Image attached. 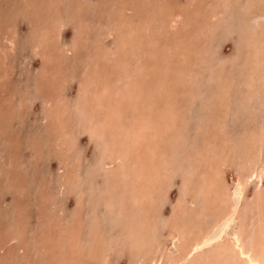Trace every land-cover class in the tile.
I'll list each match as a JSON object with an SVG mask.
<instances>
[{
	"label": "rangeland",
	"instance_id": "1",
	"mask_svg": "<svg viewBox=\"0 0 264 264\" xmlns=\"http://www.w3.org/2000/svg\"><path fill=\"white\" fill-rule=\"evenodd\" d=\"M229 219L181 264L264 252V0H0V264H180Z\"/></svg>",
	"mask_w": 264,
	"mask_h": 264
},
{
	"label": "bare ground",
	"instance_id": "2",
	"mask_svg": "<svg viewBox=\"0 0 264 264\" xmlns=\"http://www.w3.org/2000/svg\"><path fill=\"white\" fill-rule=\"evenodd\" d=\"M253 3V2H252ZM255 3V2H254ZM253 3V4H254ZM161 5V4H160ZM163 6V5H162ZM178 6H180V5H178ZM253 6V5H252ZM32 7V6H31ZM252 8V7H251ZM163 9V8H162ZM172 9V8H171ZM195 9V8H194ZM213 9V8H212ZM174 10H175V8H174ZM250 10V9H249ZM215 11V10H214ZM180 12V11H179ZM184 12V11H183ZM177 13V12H176ZM206 13H207V11H206ZM186 14V13H185ZM188 14V13H187ZM209 17H210V15H209ZM188 19V18H187ZM181 21V20H180ZM178 22V21H177ZM36 23V22H35ZM177 24V23H176ZM185 24V23H184ZM183 24V25H184ZM95 25V24H94ZM93 25V26H94ZM188 25H189V22H188ZM191 25V24H190ZM187 27V26H186ZM182 39V38H181ZM46 46V45H45ZM138 49V48H137ZM53 51H55V50H53ZM139 51H141V50H139ZM88 52V51H87ZM48 53V52H47ZM46 53V55H48ZM131 53H133V52H131ZM142 53V52H141ZM140 52H139V55L141 54ZM49 54H50V52H49ZM83 55V54H82ZM86 55V54H85ZM128 55H129V53H128ZM144 55V54H143ZM51 56H52V54H51ZM92 56V55H91ZM137 56H138V54H137ZM145 56V55H144ZM47 57V56H46ZM75 57V56H74ZM145 58V57H144ZM143 58V59H144ZM68 59V58H67ZM84 59V58H83ZM131 59V58H130ZM141 59V58H140ZM67 61V60H66ZM91 62V61H90ZM130 62V61H129ZM143 62V61H142ZM128 63V62H127ZM131 63V62H130ZM130 63H129V67H130ZM141 63V62H140ZM92 64V63H91ZM258 64V63H257ZM77 65V64H76ZM89 65V64H88ZM71 66V65H70ZM65 67H67V66H65ZM64 67V68H65ZM129 67H128V69H129ZM144 67H147V66H144ZM49 69V68H48ZM126 69V68H125ZM125 69H124V71H125ZM153 69V68H152ZM61 70V69H60ZM88 71V70H87ZM135 71V70H134ZM139 71V70H138ZM78 72V71H77ZM82 72V71H81ZM80 72V73H81ZM141 72V71H140ZM122 73V72H121ZM129 73V72H128ZM149 73H151V70L149 71ZM130 74V73H129ZM168 74V73H167ZM127 75V74H126ZM134 75V74H133ZM57 77V76H56ZM55 77V78H56ZM45 78V77H44ZM78 78V77H77ZM159 78V77H158ZM76 79V78H75ZM60 80V79H59ZM142 80V79H141ZM59 83V82H58ZM68 83V82H67ZM60 84V83H59ZM81 84V83H80ZM223 86V85H222ZM141 87V86H140ZM161 88H162V86H161ZM225 91V90H224ZM62 92V91H61ZM151 92V91H150ZM170 95V94H169ZM172 95V94H171ZM44 97V96H43ZM51 99V98H50ZM132 99V98H131ZM175 99V98H174ZM170 100V99H169ZM157 102V101H156ZM48 103V102H47ZM59 104V103H58ZM141 108H143V107H141ZM158 108V107H157ZM79 110V109H78ZM138 110V109H137ZM158 110V109H157ZM166 110V109H165ZM64 112V111H63ZM151 112V111H150ZM135 113V112H134ZM155 113V112H154ZM150 114V113H149ZM55 115V114H54ZM58 116V115H57ZM151 116V115H150ZM155 118V117H154ZM153 118V119H154ZM69 119V118H68ZM140 119H141V117H140ZM73 120V119H72ZM154 121V120H153ZM162 122V121H161ZM59 123V122H58ZM79 123V122H78ZM76 124V123H75ZM176 124V123H175ZM51 125V124H50ZM125 125V124H124ZM148 125V124H147ZM171 125V124H170ZM138 126V125H137ZM81 128V127H80ZM144 128V127H143ZM170 128V127H169ZM76 129V128H75ZM103 129V128H102ZM140 130H141V128H139ZM146 129H147V127H146ZM143 130V129H142ZM168 130H171V129H168ZM135 131V130H134ZM175 131V130H174ZM130 132V131H129ZM136 132V131H135ZM138 132V131H137ZM82 133H83V131H82ZM88 134V133H87ZM117 134V133H116ZM125 134V133H124ZM132 135V134H131ZM138 135V134H137ZM141 135V134H140ZM142 136V135H141ZM141 136H139V137H141ZM77 137H78V135H77ZM144 137H142V139H143ZM141 139V138H140ZM142 139H141V141H142ZM61 140V139H60ZM74 140V139H73ZM99 142V141H98ZM38 146V145H37ZM64 146V145H63ZM62 147V146H61ZM156 147V146H155ZM71 148V147H70ZM62 151V150H61ZM119 151V150H118ZM162 155H163V153H162ZM151 156V155H150ZM156 157V156H155ZM153 158V157H152ZM149 163V162H148ZM117 170V169H116ZM151 175V174H150ZM153 175V174H152ZM161 177V176H160ZM254 177H258V175H257V170L254 168V169H252L247 175H245V176H243V177H238V184H237V188H236V190H235V195H236V198H237V202L235 203V205L233 206V210L231 211V212H233V214L235 213H237V207H239V204H240V201H241V198H242V186H243V184L246 182V181H249L250 179H253ZM80 179V178H79ZM127 180V179H126ZM259 180V179H258ZM118 182V181H117ZM250 182V181H249ZM248 182V183H249ZM259 182V181H258ZM133 193V192H132ZM146 202V201H145ZM125 206V205H124ZM254 213V212H253ZM247 217V216H246ZM231 220L229 219L228 221H226L225 222V224L226 225H224L222 228H221V230L216 234V235H211V234H205L203 237H199V238H196V239H193L191 242H190V244H189V246L186 248V250H185V252L182 254V256L181 257H179L178 259H172L173 261L174 260H176V261H174V263L175 262H177V263H184V261H186L189 257L191 258V256H194L196 253H198V251L199 250H201V249H204V248H206V247H210V246H212L213 244H219L220 243V241L222 240V237H223V233H225L226 232V230H227V227H228V223L230 222ZM220 222V221H219ZM179 223V222H178ZM240 231H241V229H240ZM73 232V231H72ZM239 232V231H238ZM237 232V233H238ZM199 233V232H198ZM210 233V232H209ZM234 233V232H233ZM237 233H234L233 234V237L234 238H232L233 239V248H234V252H233V254H235V257L233 258L234 260H233V262L235 263V264H238V260L240 259L241 260V264H264V252H262L263 251V249L261 250V255L263 256H259V255H256V252L257 251H255L254 250V247H246V246H244V243H243V240L241 239V233L239 234H237ZM182 234H184V232H182ZM200 234V233H199ZM198 234V235H199ZM78 236V235H77ZM195 236V235H194ZM173 237V236H172ZM198 237V236H197ZM232 239H231V241H232ZM173 240V239H172ZM228 240V239H227ZM230 246V245H229ZM217 248V247H216ZM230 248V247H229ZM228 248V249H229ZM259 248H260V246H259ZM258 248V249H259ZM215 249V248H214ZM218 249H219V247H218ZM223 249V248H222ZM222 249L219 251V253L221 252H223L222 251ZM224 249H226V248H224ZM228 249H226V250H228ZM213 250V249H212ZM229 251H231V250H229ZM213 252V251H212ZM215 252V251H214ZM225 252V251H224ZM228 252V251H227ZM231 253V252H230ZM229 253V254H230ZM212 254V253H211ZM228 254V255H229ZM210 256H212V255H210ZM220 256V255H219ZM234 256V255H233ZM209 257V256H208ZM229 257V256H228ZM213 258H215V259H217V257H213ZM225 258H226V256H225ZM230 258V257H229ZM211 259H212V257H211ZM221 259V258H220ZM213 260V259H212ZM229 260V259H228ZM227 259H226V261H228ZM224 262H225V260H223ZM231 261V260H230ZM160 263V258H153L152 260H151V262L149 263V264H159ZM226 263H228V262H226ZM230 264L232 263V262H229ZM215 264V263H214ZM217 264V263H216ZM220 264H223L222 262L220 263Z\"/></svg>",
	"mask_w": 264,
	"mask_h": 264
}]
</instances>
